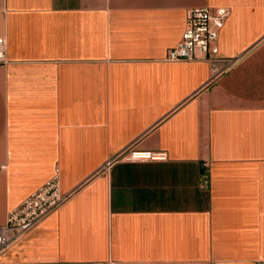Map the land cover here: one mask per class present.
I'll return each instance as SVG.
<instances>
[{
  "label": "crops",
  "instance_id": "crops-1",
  "mask_svg": "<svg viewBox=\"0 0 264 264\" xmlns=\"http://www.w3.org/2000/svg\"><path fill=\"white\" fill-rule=\"evenodd\" d=\"M205 5L217 59L167 60ZM0 36V225L69 194L0 264H264V0H0Z\"/></svg>",
  "mask_w": 264,
  "mask_h": 264
},
{
  "label": "built area",
  "instance_id": "built-area-1",
  "mask_svg": "<svg viewBox=\"0 0 264 264\" xmlns=\"http://www.w3.org/2000/svg\"><path fill=\"white\" fill-rule=\"evenodd\" d=\"M230 13L227 6H194L186 10V25L182 37L167 51V60H198L215 61L219 51L218 38ZM6 36H0V63L7 61ZM236 60L230 58L228 69ZM165 150L141 149L132 145L126 148L121 157L127 160H165ZM5 167V165H3ZM208 169L209 164L204 163ZM208 174L204 173V183H208ZM69 198L62 192L59 173L56 172L37 190L28 195L18 206L8 212L5 223L0 225V253L39 226L48 216L58 210ZM94 264H110L109 261H97Z\"/></svg>",
  "mask_w": 264,
  "mask_h": 264
}]
</instances>
